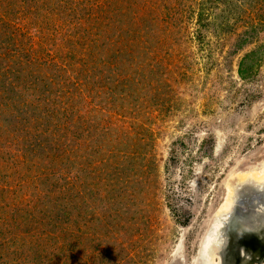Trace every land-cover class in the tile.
Wrapping results in <instances>:
<instances>
[{
  "label": "rangeland",
  "instance_id": "374dc122",
  "mask_svg": "<svg viewBox=\"0 0 264 264\" xmlns=\"http://www.w3.org/2000/svg\"><path fill=\"white\" fill-rule=\"evenodd\" d=\"M251 172L264 0H0V264H192Z\"/></svg>",
  "mask_w": 264,
  "mask_h": 264
},
{
  "label": "water",
  "instance_id": "95a60500",
  "mask_svg": "<svg viewBox=\"0 0 264 264\" xmlns=\"http://www.w3.org/2000/svg\"><path fill=\"white\" fill-rule=\"evenodd\" d=\"M244 185H246V183L238 184L237 189L240 190ZM247 185L254 187L255 183L253 182L252 184L250 183ZM239 190L238 193L235 191V206L231 208L229 214L225 216V220L221 222L222 227L220 229L208 228L209 230L206 237L211 234H214L215 237H220L218 241L220 243V250L217 252L216 257L221 260V264H264V224L257 226L255 223H253V225L251 223L250 225L245 223L248 219L249 213L247 214L245 209H243V200L240 198L241 195ZM260 191L261 195L264 197V186L263 188H260ZM259 201L262 200L259 199ZM254 204L255 203L252 201L250 204V211L252 208H255L253 207ZM243 213H245V215H243ZM238 214H242L244 216L239 221L238 217H240V215ZM259 215H263L261 211ZM250 216L257 217V214L255 215L251 212ZM213 239L207 240V244L203 243L201 248L203 251L201 253L203 255L201 257V263L199 262L200 264H212V256H208V250H210L212 246L211 241Z\"/></svg>",
  "mask_w": 264,
  "mask_h": 264
},
{
  "label": "bare ground",
  "instance_id": "6f19581e",
  "mask_svg": "<svg viewBox=\"0 0 264 264\" xmlns=\"http://www.w3.org/2000/svg\"><path fill=\"white\" fill-rule=\"evenodd\" d=\"M216 135H217V137H219V134L218 133H216ZM217 145V144H216ZM218 147L220 148V143L218 144ZM215 152V151H214ZM237 152V151H236ZM226 154V153H225ZM241 156V155H240ZM224 157V156H223ZM233 168V167H232ZM253 170V169H252ZM233 172V171H232ZM231 176V175H230ZM254 180H258L257 182H254L255 184H257V185H259V184H261V186L262 185H264V172L263 173H257V174H254L253 172H251V173H248L247 175L245 174V175H241V176H235V180H233L234 179V176L233 177H231V181H229V188H230V190H231V192H229V195H228V198L226 199V203L225 204H223L224 206L222 207V209L220 210V212H219V214H217L218 215V217H220L221 218V220H220V222L218 221V218H217V216L215 215V217H214V219H213V221H212V223H210L212 226H209V228H211V229H213V228H218V229H220L221 227H222V224H221V222H223V220H225V216L227 215V214H229V212H230V210H231V208H233L234 207V200L233 199H235V191L236 190H238L237 188V185L238 184H242V183H247V184H252L253 182H252V180L253 179ZM237 179V180H236ZM248 181V182H247ZM227 182V181H226ZM226 186V185H225ZM226 189H228V188H226ZM233 205V206H232ZM233 214V213H232ZM217 229V230H218ZM209 230V229H208ZM207 230V231H208ZM214 237V239L211 241L212 243V246H211V248H210V250H208V256L210 257V255L212 256V264H221V260H219L218 258L215 260V257L217 256V252L220 250V248H219V236H217V237H215L214 236V234L212 235H208V237H206L207 239H206V241L204 242V243H206L207 242V240H211V238L212 237ZM211 237V238H210ZM208 238H210V239H208ZM216 238V239H215ZM179 243V242H178ZM207 244V243H206ZM203 245V244H202ZM206 246V245H205ZM182 247L181 246H178V247H176V249L173 251V253H172V255L173 256H178V255H180L181 253H182ZM201 252H203L202 250H201ZM199 253L198 254V258H196L195 260H193V262H192V264H200L201 263V257H202V253ZM181 257V256H180ZM200 258V259H199ZM200 262V263H199ZM203 264V263H202Z\"/></svg>",
  "mask_w": 264,
  "mask_h": 264
},
{
  "label": "flooded vegetation",
  "instance_id": "af4514ba",
  "mask_svg": "<svg viewBox=\"0 0 264 264\" xmlns=\"http://www.w3.org/2000/svg\"><path fill=\"white\" fill-rule=\"evenodd\" d=\"M262 186H264V185H262ZM243 193H245L244 192V190H243ZM246 195H241V199L243 200V202H242V204H243V209H245V212L248 214V216H250V213L252 212V213H254L255 215H256V211H258V209L257 208H252L251 209V211H250V204L252 203V198H253V196H250V194H249V196L247 195V193H245ZM254 209L256 210V211H254ZM247 210V211H246ZM238 215H240V217H238L239 219H238V221L240 220V219H242L244 216L243 215H245V213H243V215L242 214H238ZM263 215H264V213H263ZM260 216L259 215V217H258V213H257V217L256 216H252V219H250V217H249V219H247L246 220V222L245 223H247V224H249L250 225V223L253 225V223H255V225H257V226H259V225H263L264 224V216ZM256 217V218H255ZM255 218V219H254ZM248 245V244H247ZM245 246V245H244ZM249 247V246H248Z\"/></svg>",
  "mask_w": 264,
  "mask_h": 264
}]
</instances>
